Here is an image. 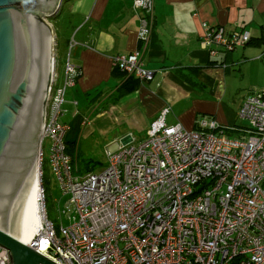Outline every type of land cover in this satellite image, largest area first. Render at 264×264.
<instances>
[{"label": "built area", "instance_id": "built-area-1", "mask_svg": "<svg viewBox=\"0 0 264 264\" xmlns=\"http://www.w3.org/2000/svg\"><path fill=\"white\" fill-rule=\"evenodd\" d=\"M133 5L138 40L146 47L155 0ZM250 40L247 30L228 35L222 27H206L203 45L215 58ZM54 42L39 164L42 182L45 166L68 198L62 212L68 225H57L45 210L30 247L56 264H264V89L251 93L240 110L251 128L246 140L220 131L215 119L198 120L193 131L170 125L166 107L144 140L107 147L106 167L80 176L68 153L70 127L61 119L81 68L71 62L72 40L60 80ZM112 65L143 83L156 74L142 66L140 51L115 56ZM0 264H11L1 246Z\"/></svg>", "mask_w": 264, "mask_h": 264}, {"label": "crops", "instance_id": "crops-1", "mask_svg": "<svg viewBox=\"0 0 264 264\" xmlns=\"http://www.w3.org/2000/svg\"><path fill=\"white\" fill-rule=\"evenodd\" d=\"M64 12L69 28L64 43L54 29L59 73L72 40L71 62L81 68L61 119L70 127L72 158L73 151H83L84 138L113 136L107 145L113 150L144 140L166 107L171 108L170 125L180 123L193 131L198 120L215 119L227 135L249 138L250 124L239 113L251 93L264 89V0H155L154 29L146 47L138 40L140 20L133 0H66L56 19ZM206 27H222L228 35L247 30L251 40L213 58L203 45ZM138 51L142 66L156 72L148 83L112 65L115 56Z\"/></svg>", "mask_w": 264, "mask_h": 264}, {"label": "water", "instance_id": "water-1", "mask_svg": "<svg viewBox=\"0 0 264 264\" xmlns=\"http://www.w3.org/2000/svg\"><path fill=\"white\" fill-rule=\"evenodd\" d=\"M65 1L0 0V246L11 264H56L26 243L53 75L55 39L45 18L56 17Z\"/></svg>", "mask_w": 264, "mask_h": 264}, {"label": "rangeland", "instance_id": "rangeland-1", "mask_svg": "<svg viewBox=\"0 0 264 264\" xmlns=\"http://www.w3.org/2000/svg\"><path fill=\"white\" fill-rule=\"evenodd\" d=\"M66 8H65V11H66ZM65 16H66V13L64 12L61 19L60 18L56 19V17L51 18V19L45 18L47 19V22L50 25V28L52 29L54 39H55V34H54V29H55L59 36V39L63 43H64V39L62 38V36L66 37L68 35L67 32L69 29L67 24L64 22ZM61 48H62V45L60 49ZM61 54L63 55L64 51H62ZM62 55L60 56V59L63 60L65 57ZM62 77H63V74H60V80L62 79ZM64 109H65V105H64ZM113 138H114L113 136L112 137H109V136L97 137L96 136L92 139L84 138L83 151H81V149L79 150V153L76 150L73 151V159L75 160L76 162L75 166L77 167L76 174L82 176L89 172L98 173L102 171L107 165V157H106V154L103 152L104 147L107 148V145L108 146L110 145ZM87 149H89L88 152H87ZM46 150L48 153V147H46ZM44 174H45V187L47 191L45 192L46 197L44 198V204H45V210L48 214V217L51 221L55 222L57 225H59V223L61 222L64 225H68V221L66 219H63L62 221V218H63L62 212L64 211V206L68 198L64 197L62 193L60 192L58 183L56 182L52 172L48 169V167H46ZM42 185L43 183H41V186Z\"/></svg>", "mask_w": 264, "mask_h": 264}, {"label": "bare ground", "instance_id": "bare-ground-1", "mask_svg": "<svg viewBox=\"0 0 264 264\" xmlns=\"http://www.w3.org/2000/svg\"><path fill=\"white\" fill-rule=\"evenodd\" d=\"M52 53H53L52 73H54L55 72L54 44H52ZM38 182H39V189L37 190V199H36V204H35V215L31 221V226L34 229V232L31 235L28 242L26 243L27 246H31L33 240L37 238L40 230L43 228V225H44L45 204H44L43 190H42V186H41L42 179L40 178V172L39 171H38Z\"/></svg>", "mask_w": 264, "mask_h": 264}, {"label": "trees", "instance_id": "trees-1", "mask_svg": "<svg viewBox=\"0 0 264 264\" xmlns=\"http://www.w3.org/2000/svg\"><path fill=\"white\" fill-rule=\"evenodd\" d=\"M184 76H185V75H184ZM186 77H187V76H185V78H186ZM185 78H184V79H185ZM67 144H68V143H67ZM68 153L71 155V152H70V149H69V148H68ZM45 169H46V167L44 166V171H45ZM42 183H43L44 191L47 192V191H46V187H45V174H44V178H43V182H42ZM45 195H46V194H45ZM45 197H46V196H45Z\"/></svg>", "mask_w": 264, "mask_h": 264}]
</instances>
